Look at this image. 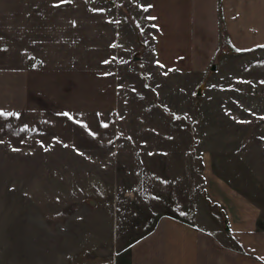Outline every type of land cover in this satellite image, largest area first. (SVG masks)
Masks as SVG:
<instances>
[{
	"label": "rangeland",
	"instance_id": "obj_1",
	"mask_svg": "<svg viewBox=\"0 0 264 264\" xmlns=\"http://www.w3.org/2000/svg\"><path fill=\"white\" fill-rule=\"evenodd\" d=\"M114 1L0 0V264L123 263L164 218L227 241L223 209L264 229L261 52L165 68Z\"/></svg>",
	"mask_w": 264,
	"mask_h": 264
},
{
	"label": "crops",
	"instance_id": "obj_2",
	"mask_svg": "<svg viewBox=\"0 0 264 264\" xmlns=\"http://www.w3.org/2000/svg\"><path fill=\"white\" fill-rule=\"evenodd\" d=\"M142 1L152 5L155 58L165 68L204 73L221 48L259 51L264 58V0ZM223 211L231 239L219 227L164 218L117 264H264V229L253 220L235 221L231 209Z\"/></svg>",
	"mask_w": 264,
	"mask_h": 264
},
{
	"label": "snow or ice",
	"instance_id": "obj_3",
	"mask_svg": "<svg viewBox=\"0 0 264 264\" xmlns=\"http://www.w3.org/2000/svg\"><path fill=\"white\" fill-rule=\"evenodd\" d=\"M57 2H59V0H54V3H57ZM134 2H135V0H134ZM139 6L141 8H145V9L152 7L151 4H140ZM93 11H104V9H95L94 8ZM151 19L155 20L156 17H151ZM73 23H75V21H73ZM157 27H158V25H157ZM105 63H107V61H105ZM155 63L158 64V65H161L162 64V61L156 60ZM164 75H167V72H165ZM262 82H264V81H262ZM249 111H251V109H249ZM0 115H3L5 117L12 116V115L20 116V113L19 112H9V111H5L3 108H0ZM63 115L64 116H67L69 118H72V114L70 112H64ZM239 122H241V123H247V121H239ZM76 123L82 124L85 127H87V124L83 120H76ZM106 126L107 125H105V127ZM24 127L26 128V127H28V125L25 124ZM89 132L91 133L92 136H96L97 135V133L96 132H93L90 128H89ZM53 139H58V137H53ZM40 143H43V141H40ZM79 151H80V149L77 148V152H79ZM57 199H59V198H57Z\"/></svg>",
	"mask_w": 264,
	"mask_h": 264
},
{
	"label": "water",
	"instance_id": "obj_4",
	"mask_svg": "<svg viewBox=\"0 0 264 264\" xmlns=\"http://www.w3.org/2000/svg\"><path fill=\"white\" fill-rule=\"evenodd\" d=\"M214 67V66H213ZM224 213V212H223ZM224 224H225V227H226V229L228 230L229 229V227H228V225H227V219H226V215H225V217H224Z\"/></svg>",
	"mask_w": 264,
	"mask_h": 264
},
{
	"label": "bare ground",
	"instance_id": "obj_5",
	"mask_svg": "<svg viewBox=\"0 0 264 264\" xmlns=\"http://www.w3.org/2000/svg\"><path fill=\"white\" fill-rule=\"evenodd\" d=\"M130 194H132V193H130Z\"/></svg>",
	"mask_w": 264,
	"mask_h": 264
}]
</instances>
